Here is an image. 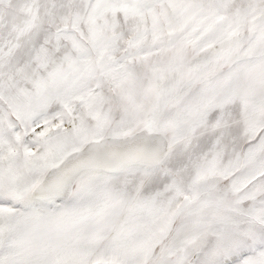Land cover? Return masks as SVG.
<instances>
[{"label": "rangeland", "instance_id": "obj_1", "mask_svg": "<svg viewBox=\"0 0 264 264\" xmlns=\"http://www.w3.org/2000/svg\"><path fill=\"white\" fill-rule=\"evenodd\" d=\"M141 130L159 162L35 196ZM0 264H264V0H0Z\"/></svg>", "mask_w": 264, "mask_h": 264}, {"label": "bare ground", "instance_id": "obj_2", "mask_svg": "<svg viewBox=\"0 0 264 264\" xmlns=\"http://www.w3.org/2000/svg\"><path fill=\"white\" fill-rule=\"evenodd\" d=\"M167 151L165 136L147 130L127 137H107L91 141L50 169L34 194L41 199L68 197L72 194L74 182L83 171L113 172L128 164L152 165L162 160Z\"/></svg>", "mask_w": 264, "mask_h": 264}]
</instances>
